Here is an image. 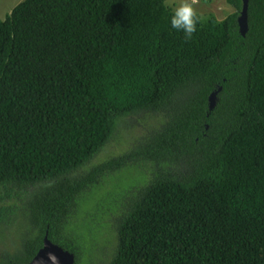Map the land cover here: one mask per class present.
Listing matches in <instances>:
<instances>
[{"label":"trees","instance_id":"trees-1","mask_svg":"<svg viewBox=\"0 0 264 264\" xmlns=\"http://www.w3.org/2000/svg\"><path fill=\"white\" fill-rule=\"evenodd\" d=\"M226 1L187 42L166 0L0 17V264L46 235L76 264L110 235L89 264H264V0L245 35Z\"/></svg>","mask_w":264,"mask_h":264},{"label":"rangeland","instance_id":"rangeland-1","mask_svg":"<svg viewBox=\"0 0 264 264\" xmlns=\"http://www.w3.org/2000/svg\"><path fill=\"white\" fill-rule=\"evenodd\" d=\"M21 1L22 0H0V17L5 18L8 14H10L12 9H14V7L18 5ZM166 1L168 5L172 7H175V5L179 2V0H166ZM197 8L203 16L213 14L219 19H224L230 13L235 12L234 7L231 6L229 3H227L226 0H202L197 4ZM18 232H19V229L17 227V223H15L14 231H11L9 235L7 234V239L6 240L0 239V251H6L5 258L12 256L19 252V251H12L10 248L11 244H14V243H10V241L11 239L16 238L15 234H17L18 236ZM102 236L103 235H99L97 239H99ZM110 236L97 240L96 245L93 247L94 249L93 253L95 252L93 257H92L93 253L91 254L89 258L87 256L85 258L83 257L78 262V264H89L90 261H93V259L97 256L96 250H99L100 248L105 247L107 243L110 245L108 241L110 239ZM106 247H109V246H106ZM112 253L109 254V256L107 257V261L112 257ZM1 264H2V260H1Z\"/></svg>","mask_w":264,"mask_h":264},{"label":"water","instance_id":"water-1","mask_svg":"<svg viewBox=\"0 0 264 264\" xmlns=\"http://www.w3.org/2000/svg\"><path fill=\"white\" fill-rule=\"evenodd\" d=\"M248 8L249 0H243V8L238 18L240 24V30L243 35L248 31ZM222 89V86L218 90L211 93L209 96V108L212 110L217 103L218 91ZM18 264V263H10ZM25 264H76L74 253L66 250L62 246L54 243L48 237L45 236L43 247L37 252L31 261Z\"/></svg>","mask_w":264,"mask_h":264},{"label":"clouds","instance_id":"clouds-1","mask_svg":"<svg viewBox=\"0 0 264 264\" xmlns=\"http://www.w3.org/2000/svg\"><path fill=\"white\" fill-rule=\"evenodd\" d=\"M202 1V0H200ZM199 0H179L172 10L171 26L184 33L185 41L193 38L198 30V25L205 22V18L199 12L197 4Z\"/></svg>","mask_w":264,"mask_h":264},{"label":"bare ground","instance_id":"bare-ground-1","mask_svg":"<svg viewBox=\"0 0 264 264\" xmlns=\"http://www.w3.org/2000/svg\"><path fill=\"white\" fill-rule=\"evenodd\" d=\"M84 174H85V173H84ZM95 176H96V175H95ZM141 189H142V188H141ZM86 195H87V194H86ZM23 246H24V245H23ZM37 246H38V245H37ZM32 255H33V254H32ZM17 258H18V257H17ZM17 258H16V259H17Z\"/></svg>","mask_w":264,"mask_h":264},{"label":"built area","instance_id":"built-area-1","mask_svg":"<svg viewBox=\"0 0 264 264\" xmlns=\"http://www.w3.org/2000/svg\"><path fill=\"white\" fill-rule=\"evenodd\" d=\"M200 1V0H199Z\"/></svg>","mask_w":264,"mask_h":264}]
</instances>
